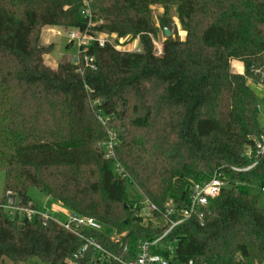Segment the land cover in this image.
I'll list each match as a JSON object with an SVG mask.
<instances>
[{"label": "trees", "instance_id": "obj_1", "mask_svg": "<svg viewBox=\"0 0 264 264\" xmlns=\"http://www.w3.org/2000/svg\"><path fill=\"white\" fill-rule=\"evenodd\" d=\"M86 2L0 0V204L10 191L39 212L27 194L36 188L112 231L81 227L101 250L88 245L78 264H124L169 228L165 216L182 218L194 184L218 176L225 185L202 218L184 219L151 252L168 257L170 246L177 264L264 263V209L249 192L253 184L264 189V154L252 169L232 170L250 163L245 150L262 133L249 81L264 88V0ZM152 5L174 7L185 33L166 37L159 54ZM85 11L90 31L138 37L140 50L92 42L84 55L94 69L68 56L46 65L52 44H42L43 27L85 31ZM108 130L116 136L112 158ZM133 185L141 203L129 195ZM142 207L165 224H144ZM84 244L40 212L11 218L0 207V261L70 264Z\"/></svg>", "mask_w": 264, "mask_h": 264}, {"label": "built area", "instance_id": "obj_2", "mask_svg": "<svg viewBox=\"0 0 264 264\" xmlns=\"http://www.w3.org/2000/svg\"><path fill=\"white\" fill-rule=\"evenodd\" d=\"M83 1L85 6L87 7L88 4L86 0ZM85 14L89 17L88 28L85 31L72 29L68 32V38L71 40V42H75L79 48L78 56L76 58L75 63L77 65L83 63L85 66H88L90 69H94L93 57L84 55V53L87 50V46L92 42H96L99 47H103L105 44L107 43L110 44V43L105 41L101 36L99 35L97 36V34H100L101 32L90 31L89 28L93 26L90 21V12L85 11ZM79 72H81V69H79ZM113 145H114L113 138H110L106 143V147H105L106 158L113 157V150H112ZM263 154H264V125L262 126V133L255 141L254 146H248L245 150L244 155L250 163L244 166L243 168L232 167V170L235 172H241L252 169L257 164L258 158ZM116 170L118 172L122 171L119 169L118 165L116 166ZM224 185L225 182L222 179H220L218 176L212 177L207 182H203L201 184H194L191 191L189 207L186 210H184L182 218L177 221H172L167 216H165L164 219L165 222L169 224V228L156 240L152 242H143L140 245L136 258L124 264H177L171 261V257L174 254L172 247L169 246L166 249L168 252V257H163L160 254L152 253L151 247L155 246L157 242L160 241L168 233L169 230H171L176 225L180 224L184 219L189 218L191 216H195L200 220L203 216V210L208 207L209 202L212 199L218 196ZM262 191H264V189H262ZM0 207L3 208L11 218L15 217L16 214H21L23 217L30 219L32 216L39 214V212L33 209L31 206L21 207L18 204L15 196L10 191H7L5 193V202L1 203ZM149 209H154V206L150 205ZM170 212L171 210L168 211V214H170ZM41 215L44 218H51L50 214H41ZM58 224H60L64 229L74 233L75 235H77L78 237H80L85 241V244L82 246L80 251L77 254H74L70 264H78V259L81 257V253L85 251L88 245L93 246L97 250H101L100 246L97 245L95 242H93V240L86 239L78 233L81 227L91 228L94 230L101 231L102 230L101 224L96 222L94 219L83 218L70 213L65 221L58 222ZM187 264H192V262L189 261Z\"/></svg>", "mask_w": 264, "mask_h": 264}, {"label": "rangeland", "instance_id": "obj_3", "mask_svg": "<svg viewBox=\"0 0 264 264\" xmlns=\"http://www.w3.org/2000/svg\"><path fill=\"white\" fill-rule=\"evenodd\" d=\"M151 21L155 29V36L152 37L153 48L156 54L161 51V44L165 40L164 29L169 30L170 36L172 38L178 37L180 39L184 38V31L182 30L180 23L178 21L175 8H168V12H163V8L159 5L150 6ZM166 22L168 26H162V22ZM70 31V30H69ZM55 26H46L41 30V42L44 45L52 44V49L46 55H44V61L46 65L55 67L58 62L64 56H68L75 63L78 56V46L75 42H71L68 38V32ZM101 36L105 41L109 42L114 46L116 50L120 51H139V38L138 37H122L118 38L114 34L100 33L97 36ZM238 63L233 62L234 68ZM239 66V65H238ZM249 85L257 93L258 103H259V122L264 125V88H261L257 83L249 81ZM108 139H115V132L108 130ZM4 190V174L0 172V194ZM249 192L257 197L258 206L264 209V192L260 190L259 185L253 184L249 188ZM129 195L134 201L140 200L139 203L144 201V196L139 191L136 186H131L129 188ZM30 199L36 204L39 212L41 214H50L51 218L56 222H63L67 219L70 210L60 204L58 201L48 197L43 192L36 188H29L27 191ZM138 214L143 217L144 224H150L151 226H163L165 222L159 218L152 217L147 207H142ZM102 230L108 234H112V231L108 228H102ZM0 264H46L40 261L38 258L32 257L25 261H15L8 257H3Z\"/></svg>", "mask_w": 264, "mask_h": 264}, {"label": "crops", "instance_id": "obj_4", "mask_svg": "<svg viewBox=\"0 0 264 264\" xmlns=\"http://www.w3.org/2000/svg\"><path fill=\"white\" fill-rule=\"evenodd\" d=\"M235 63H238V65L237 66H235L236 68H234V66H233V62H232V64H231V66H232V68L233 69H235L236 71H238V72H241L242 71V64L241 63H239V62H235ZM70 214V213H69ZM68 214V215H69Z\"/></svg>", "mask_w": 264, "mask_h": 264}, {"label": "water", "instance_id": "obj_5", "mask_svg": "<svg viewBox=\"0 0 264 264\" xmlns=\"http://www.w3.org/2000/svg\"><path fill=\"white\" fill-rule=\"evenodd\" d=\"M164 36L165 37H168L169 35H170V32H169V30H167V29H164Z\"/></svg>", "mask_w": 264, "mask_h": 264}]
</instances>
